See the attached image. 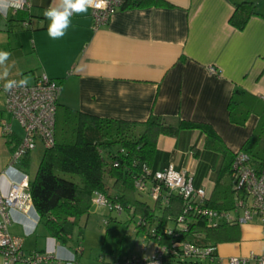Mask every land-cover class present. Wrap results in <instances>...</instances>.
I'll use <instances>...</instances> for the list:
<instances>
[{"label":"crops","instance_id":"1","mask_svg":"<svg viewBox=\"0 0 264 264\" xmlns=\"http://www.w3.org/2000/svg\"><path fill=\"white\" fill-rule=\"evenodd\" d=\"M13 1L0 0V50L11 53L9 79L27 78L32 84L45 74L56 80L61 109L115 120L144 122L157 115L170 124L179 120L207 124L218 139L193 128L159 135L151 166L161 170L170 164L185 170L193 188H202L210 201H223L228 183L224 169L264 108V11L258 5L242 29L230 25L229 18L243 0H166L171 7L118 8L97 30L92 29L89 8L73 16L62 39L53 40L44 16L53 0H28V7L16 11L9 6ZM3 84L0 81V120H10L3 111ZM236 87L250 95L243 124L233 122L227 109ZM12 127L11 137L0 132L2 193L23 174L31 180L43 153L35 148L10 166L12 148L22 135L16 122ZM108 178L105 181L111 184ZM162 204L154 200V214L161 213ZM10 219L9 231L24 238L25 252L48 251L53 256L46 264H110L149 256L154 249L153 241L132 229L140 255H121L122 247L119 255L102 253L104 226L87 235L89 214L85 226L80 219L66 242L50 233L34 207L26 214L10 210ZM169 225L170 221L165 224ZM225 233L226 240L215 246V264H227L229 257L244 258L241 264H257L264 258V217L229 226Z\"/></svg>","mask_w":264,"mask_h":264},{"label":"trees","instance_id":"2","mask_svg":"<svg viewBox=\"0 0 264 264\" xmlns=\"http://www.w3.org/2000/svg\"><path fill=\"white\" fill-rule=\"evenodd\" d=\"M149 6L172 5L166 0H122L119 8ZM256 13L253 1L243 0L235 5L229 23L237 29H242L248 18ZM249 96L239 87L233 89L227 103L233 122L239 124L245 122L248 116L245 102ZM189 128L200 129L206 136L218 139L214 130L201 122L179 120L176 124H170L165 118L157 115L149 116L144 122L115 120L70 108L61 109L57 105L54 144L44 148L29 185L36 213L54 237L66 242L70 239L73 228L79 225L81 217L89 214L93 205L92 193L98 191L121 207L120 212L107 210L108 213L103 218L104 231L100 246L102 253L119 255L122 245L130 241L131 235L128 231L130 222L133 223L134 230L142 231L149 240L154 242V239L161 235L159 242H167L169 237L163 234V228L182 211L183 199L176 194H170L168 202L160 206L161 213L156 215L154 206L148 205L141 197L145 192L135 186V181H144L146 190H149L156 183L154 173L160 171L154 170L151 166L156 153L157 137ZM236 152L246 154L256 169L264 168V108L259 112L252 133L242 146L232 153L230 162L224 169L228 183L222 190L223 201L213 202L205 196L204 204L207 207L224 210L233 207L231 165ZM106 177L112 179L111 184L106 183ZM112 212L117 215L124 213L125 219H118L116 215L111 214ZM232 225L235 224L221 223L208 226L204 218L196 219L189 224L188 233H184L183 236L192 238L193 233L197 232L201 237L195 242L215 247L218 242L226 240L225 232ZM152 229L153 231L155 229V236L150 231ZM126 258L130 257L117 260ZM187 261L184 264H210L203 261Z\"/></svg>","mask_w":264,"mask_h":264},{"label":"built area","instance_id":"3","mask_svg":"<svg viewBox=\"0 0 264 264\" xmlns=\"http://www.w3.org/2000/svg\"><path fill=\"white\" fill-rule=\"evenodd\" d=\"M99 7L90 8L92 29L97 30L106 25L111 14L120 7L122 0H97ZM28 0H15L9 3L14 11L29 6ZM214 71L213 67H210ZM4 91L3 111L10 120H0V132L4 137L14 135L12 122L21 128L22 135L13 146L9 165L21 161L38 144L49 148L54 144L55 113L60 85L56 80L45 74H40L32 84L24 88H13ZM233 207L229 209H214L204 204L205 192L202 188L194 189L191 176L185 170H175L168 165L163 170L154 173L156 183L146 190L145 182L137 180L135 186L153 196L161 203H167L170 194H176L183 199V209L173 219L172 223L163 228L167 242H159L161 235L154 237V249L149 256L143 258H126L111 264H184L187 260L217 263L215 247L211 244H198L200 234L193 233L192 238H186L189 224L196 219L204 218L208 226L217 224H240L257 217H264V168L256 169L243 152H236L232 165ZM149 174V172H147ZM30 180L23 174L18 181H11L6 193L0 192V255L2 264H46L54 258L48 251L23 250L24 238L9 231L10 210L15 209L24 214L32 208L29 192ZM91 203L108 211H121L117 203H112L102 193L94 191ZM154 236L155 229L150 230ZM196 237V239H194ZM80 250V248H78ZM242 257H229L227 264H241ZM257 264H264V258H258Z\"/></svg>","mask_w":264,"mask_h":264},{"label":"clouds","instance_id":"4","mask_svg":"<svg viewBox=\"0 0 264 264\" xmlns=\"http://www.w3.org/2000/svg\"><path fill=\"white\" fill-rule=\"evenodd\" d=\"M99 7L97 0H53V3L44 11L48 20L47 34L53 40L62 39L72 26L75 15L87 13L89 8ZM11 53L0 50V81H3L5 91L13 88H24L28 85L27 78L9 79L11 66L8 61Z\"/></svg>","mask_w":264,"mask_h":264},{"label":"rangeland","instance_id":"5","mask_svg":"<svg viewBox=\"0 0 264 264\" xmlns=\"http://www.w3.org/2000/svg\"><path fill=\"white\" fill-rule=\"evenodd\" d=\"M232 1H235V0H232ZM250 1H253L255 3V5H258V8L261 11H264V0H250ZM256 9H257V6H256ZM113 149L115 151L116 147H114ZM36 150L37 151H41V153H42L44 149L42 148V146L40 144H38L37 147H36ZM41 156H42V154H41ZM41 156H40V158L37 159V161H38V162H36L37 165H38V163H39V161L41 159ZM141 197L143 198V200L148 205H150L151 207L154 206V198H153V196L145 193ZM107 213H108V211H107L106 208L92 206L90 211H89V220H90V222H88V224H86V226H85L86 215L81 219V222H80V225L82 227L85 226L84 232L87 233V235H89L91 233V231H95L96 229H99V230L102 229L103 226H104L103 223H102V218H103L102 216L107 214ZM111 214L112 215H116V217L118 219H121V220L125 219V214L124 213H122L120 215H117L115 212H112ZM132 229H133V223L130 222L128 231H129V234L132 235V237L130 238L129 242H127L126 244H124L122 246L121 255H135V254L136 255H138V254L140 255V252L135 248V241H134V237L135 236L131 233ZM186 264H189V263H186Z\"/></svg>","mask_w":264,"mask_h":264}]
</instances>
